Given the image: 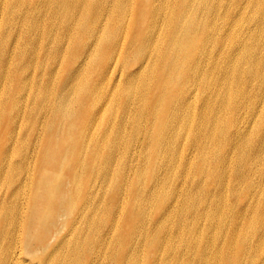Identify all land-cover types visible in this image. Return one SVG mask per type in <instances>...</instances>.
Segmentation results:
<instances>
[{
	"label": "bare ground",
	"instance_id": "obj_1",
	"mask_svg": "<svg viewBox=\"0 0 264 264\" xmlns=\"http://www.w3.org/2000/svg\"><path fill=\"white\" fill-rule=\"evenodd\" d=\"M7 7L13 13L15 7L18 13L30 10L26 23L30 29L23 31L25 21L16 25L17 56L21 55L19 40L31 44L42 39V48H48L43 61L52 62L50 67L48 61L39 66L32 97L35 102L27 113L33 121L43 115L42 146L37 153L42 165L27 210L20 211L19 188H14L0 205L3 234L15 237L18 229H23L24 247L34 248L30 257L35 255V264H97V259L98 263L104 260L106 249L110 264L141 261L131 253L135 243L119 258L123 253L115 249L116 238L110 237L116 243L111 241L113 246L108 248L109 240L103 238L102 230L103 239L94 236L101 218L97 212L96 218H88L93 226L89 233L82 234L80 226L90 202L82 194L85 175L92 180V190L96 176L101 179L100 186L110 181L105 170H110L113 139H118L119 130L109 129L94 136V121L107 122L111 117L106 108L113 106L110 113L113 115L116 109L114 115L120 118L112 123L121 125L128 117L130 135L136 132L137 136L139 129L146 131L136 120L148 119L149 133L157 130L154 145L165 142L167 148L164 159L161 154L153 158L154 176L158 173L159 177L160 169L167 184L174 179L161 199L162 208L153 209L158 215L153 216L149 208V202L155 201L156 188L138 190L135 195V200L144 204L138 206L139 232L135 234L134 230L128 240L138 237L137 242L142 241L139 254L143 255V248L150 249L144 257L147 264H240L243 256L248 260L241 264H264L257 263L255 256L260 247L264 250V170L252 166H264V128L256 142L243 138L237 126H231V132L227 130L237 119V108H245L251 118L264 110V0H13ZM53 40L66 47L50 48ZM75 44L80 53L70 58L65 65L70 69L65 72L63 60L64 64L68 62L65 58L74 52ZM4 56L0 49V58ZM100 56L102 65L97 67ZM131 64L135 69L123 73V68L127 70ZM95 68L101 70L98 78L113 77L110 89L105 82L97 84L100 80L94 79ZM108 71L112 74L107 75ZM252 83L253 98L242 103L241 96ZM149 91L157 95V111L149 109ZM135 98V114H130ZM14 103L17 111L15 99ZM163 110L165 117L157 119L156 113ZM96 112L104 113L99 116ZM194 123L199 129L193 133ZM179 129H188L191 146L186 152H198L202 164L199 173L193 172L191 158L170 147L182 131ZM103 140L109 141L106 148L110 153L108 150L106 155L99 142ZM211 153L215 168L205 171ZM9 168L16 169L0 164V176L4 174L10 185L19 186V176L9 175ZM189 173L201 179L190 187L185 184L178 192L174 181L188 178ZM203 174L209 175L210 191L205 189ZM253 175L259 181L242 187L246 176ZM229 177L234 182L230 191L235 204L242 194L239 181L240 190L250 193L258 188L263 195L259 197V214L248 210L241 199L240 204L226 209ZM158 180L162 184L163 178ZM80 203L82 206L76 209ZM97 210L101 213L100 207ZM102 213L106 221L110 206L104 205ZM68 216L73 218L69 223ZM245 222L251 232L249 239L241 229ZM67 227L69 233L63 234ZM116 228L114 225L110 232ZM94 251L99 255L87 262ZM0 264L29 262L6 247L0 249Z\"/></svg>",
	"mask_w": 264,
	"mask_h": 264
},
{
	"label": "rangeland",
	"instance_id": "obj_2",
	"mask_svg": "<svg viewBox=\"0 0 264 264\" xmlns=\"http://www.w3.org/2000/svg\"><path fill=\"white\" fill-rule=\"evenodd\" d=\"M13 0H0V49L4 51V57L0 58V164L3 166V164L7 165L8 167L13 166L16 167V169H12L9 171V175L16 177L19 176V186L17 185H10L9 179L4 176H0V205H4V198L7 197L14 188H19L20 190V197H19V208L20 211L24 210L27 205H29L30 196L32 195V190L34 188V179L38 174V170L40 166L42 165L39 155L37 156L38 151H40V148L42 146V114H39L36 119L33 121L31 120L27 113H29L32 105L34 104L35 100H33L34 95V88L37 83V79L39 78L40 72H39V66L40 64L48 61V67L51 65V60L46 59V61H43V56L48 49L42 48V39L38 40L36 43L29 44L28 41H18V47L21 44V52L20 56H17V52H15L14 45H15V37L18 33L17 24L20 23V21H25V29L29 28V23L26 26L27 19L30 16V10H23L21 13H18L17 7H15V13H13L11 10L9 11V7H7V4H11ZM54 35V33H53ZM55 37V36H54ZM62 46L66 47V44H62L54 42L49 43V47H57ZM78 46L75 44L72 48H74V52L71 51V53L67 56L66 61L67 63L63 65L62 69L65 72H68L70 68L66 67L67 64L70 62L71 57H76L79 55ZM227 50V48L225 47ZM29 54V55H28ZM28 55V56H27ZM73 55V56H72ZM27 56V58H26ZM99 62L97 64V67L102 65V56L99 58ZM66 65V66H65ZM96 67V68H97ZM136 67L135 64H131L130 67L126 70V68H123V73L130 72L134 70ZM94 70V79L98 78V72L101 70ZM48 69V68H47ZM64 73V71H63ZM122 73V74H123ZM112 73L108 71L107 75H111ZM100 81H97V84H103L105 82V86L111 88L113 85V77L107 78L105 77H99ZM95 81V80H94ZM123 83V82H121ZM149 83V81H148ZM120 84V83H116ZM98 85V86H99ZM152 87L155 86V83L152 82ZM255 88V84L252 83L250 86H248V91L246 95L242 98V103L247 102L248 100H252V92L250 88ZM149 95L146 98V100L149 101V109L154 108L157 111V108L155 107V100L157 98V95L154 94L153 91H149ZM14 99L17 101V111L15 110L16 104L14 103ZM120 101V97H118ZM135 103V104H134ZM137 100L134 99L132 106L130 107V114H135V106H136ZM139 104V102H138ZM143 107V106H142ZM226 108V107H225ZM108 117H111L107 122L101 123L94 121V136L100 134L101 131H116L119 130L120 136L118 139H113L115 144L114 147V154L110 170H105V174L110 177V181H106L103 183L102 186H100V181L98 176L94 178V190H92V180H90L89 174L85 175V188L84 192L82 193L84 197L89 198L90 202L85 209L83 218L81 219V227H82V234L86 235L89 233L93 226L89 225L88 218L93 217L96 218L97 213L98 216L101 218H98L100 221H98L97 225L94 227V236L100 239H107L109 240V243L106 247H112V242L116 243L113 238L117 239V243L115 245V249L118 248L119 252H122L123 254L119 255L123 256L124 254L128 252V249L131 247V243L134 244L135 250H132L131 253L135 254L137 257V260L140 258L141 261L138 264H147L148 259H144V257L148 256L150 254V249L146 248L144 250L143 248V255L139 254L138 249L140 246H142V241L137 242V238L133 240L131 239L133 235V232L135 230V234L139 232L137 225V218L138 210L141 207L140 204L142 201L135 200V195L138 190L146 191L147 189L151 190L156 188V195H155V201L149 202V208H151L150 211H152V215H158V213H154L153 209L156 207L157 210L162 208L161 205V199H163V195L167 192H169L168 187L171 186L174 179L170 180L167 184L166 181H164V173L162 170L159 169V177L158 173L156 176H154V162L153 158L157 156L158 154H161L162 159H164V150L166 148V143H162V146L160 145H154L153 140L155 139L156 131L153 133H149L150 131V123L147 118L142 121L136 120L137 123H141L140 126H143L144 128H147L146 131H142L139 129L138 135L136 136V132L133 135H130L132 133V125L128 121L127 118H123V123L120 125L119 122L115 124L116 122L112 123L113 120H119L120 116H115L116 109H114L113 115L110 113V111L113 110V106H108L106 108ZM122 111V109H121ZM104 112H96L95 115H101ZM260 114V115H258ZM94 115V116H95ZM224 115H227V111L224 112ZM264 116V110L260 113L254 114V116L251 118L248 111L245 108L239 107L236 111V117L234 125L231 124L228 125L227 130L228 132L232 131L231 126H237V131H240L242 134V137L245 139H250L251 141L256 142V138L258 133H261L264 128V119L262 121L261 118ZM118 117V118H117ZM157 119H163L165 117V110L160 111L158 114L156 113L155 116ZM108 121L111 122V124H108ZM242 121V122H241ZM172 127V123H169ZM194 126H191V129L194 132H196L199 129V126H196V123H194ZM110 125V128H109ZM137 125V124H136ZM175 127H178V125L174 124ZM103 127V128H102ZM189 129V128H188ZM188 129H179L182 131H179L180 134L177 137V139H174L172 142V145L170 144L171 148H178L181 152H184V155L188 158H191L193 160V172L198 171L202 166V164H199V158H198V152L191 150L189 152H186V149L190 147V134H188L186 131ZM145 130V129H144ZM260 130V132H259ZM236 131V132H237ZM65 133V132H62ZM111 138V137H110ZM259 140V139H258ZM101 144V147L103 148L104 154H108V148L107 145L109 141L103 140L99 141ZM112 144V145H113ZM217 147V143L212 145V150H214ZM101 148V149H102ZM4 149L6 152L4 153L3 158V151ZM110 153V150H109ZM212 153L210 156V162L208 160V163L205 166V171H210L211 169H214L215 165L214 162H211ZM160 166L164 167V163H162ZM234 166L233 164H230L229 167ZM254 169L260 168L264 170L263 164L256 163L255 165H252ZM166 174V173H165ZM188 178H179L181 181H174V185L177 186V190L179 192V189L182 188L185 184L186 186L190 187L191 185L196 184L197 180L201 179L200 175H192L189 173ZM163 178L162 184L159 182L158 179ZM158 180V182H156ZM202 181L205 186L206 190L210 191V178L209 175L206 177L204 174L202 176ZM246 181V184L244 183ZM243 182H241V186L244 187L245 185H250L251 183H256L259 181V178L253 176H246V179ZM165 182V183H164ZM234 182L232 181V178H228V189L227 193L228 201L226 203V209L228 205H238L240 204V199L243 200L244 206L251 211L256 210V213H260V209L258 208L259 203V197L263 196L260 194L258 188L255 190L247 192L246 190H240V181L238 182V189L239 191H242L241 196L238 197V203H234V197L231 196V187L233 186ZM117 193V199H114V194ZM82 196V195H81ZM176 198V197H175ZM173 200V198H171ZM145 202V199H143ZM179 202V201H178ZM139 204V205H138ZM110 206V215L105 221L104 214L102 213V207ZM82 206V203L77 205L76 209H79ZM100 207L101 214L97 209ZM10 209V208H8ZM97 212V213H96ZM26 213V211H25ZM24 213V215H25ZM91 213V214H90ZM21 214V212H20ZM94 214V215H93ZM15 217H19L20 215L18 213L14 214ZM73 218L68 216V223ZM23 221V216L21 218ZM104 221V222H102ZM258 222V219H257ZM102 223V225H100ZM106 223V224H105ZM100 225V226H99ZM114 225L117 226V228L110 232L111 227L114 228ZM134 226V227H133ZM243 233L245 235L248 234V239L251 236V232L248 231V225L245 222L242 224L241 227ZM104 233L106 238H102V234ZM4 231H2L1 228V220H0V234L2 235L0 243L2 244L0 249H4L6 247H10L11 251H14L15 253H21L22 257L26 262H29V264H35L37 262V258L35 255L33 257H30L31 252L34 248L30 247L25 248L24 247V240L25 236L23 235V229L17 231L16 236L12 237L11 235L8 236V234H3ZM22 233V234H21ZM69 233V228L67 227L63 234ZM12 234V233H11ZM62 236V235H60ZM10 241V243L8 242ZM112 241V242H111ZM98 241H95V246L97 245ZM93 243V242H92ZM91 243V244H92ZM127 244L129 245L127 247ZM33 246V245H32ZM260 247L259 250L256 252V262L262 263L264 261V250ZM98 250V249H94ZM125 251V252H124ZM108 250L105 251L104 260L97 264H110L108 262V258H106V253ZM84 253V251L82 252ZM99 254L94 251V254L90 258H88L87 262H91L94 260L95 256H98ZM30 257V258H29ZM41 257V256H39ZM242 258V261H241ZM240 258V264L242 262L247 261V257L243 256ZM86 260V258H84ZM92 264V263H91ZM248 264V263H247Z\"/></svg>",
	"mask_w": 264,
	"mask_h": 264
}]
</instances>
